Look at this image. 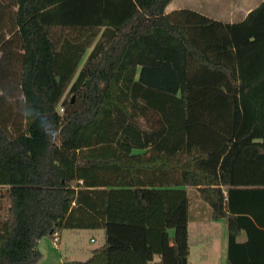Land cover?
I'll list each match as a JSON object with an SVG mask.
<instances>
[{"label":"trees","instance_id":"trees-1","mask_svg":"<svg viewBox=\"0 0 264 264\" xmlns=\"http://www.w3.org/2000/svg\"><path fill=\"white\" fill-rule=\"evenodd\" d=\"M172 1L0 0V264L65 230L105 232L68 264H189L187 188L227 264L264 255V0L236 23Z\"/></svg>","mask_w":264,"mask_h":264},{"label":"rangeland","instance_id":"rangeland-1","mask_svg":"<svg viewBox=\"0 0 264 264\" xmlns=\"http://www.w3.org/2000/svg\"><path fill=\"white\" fill-rule=\"evenodd\" d=\"M217 0H173L172 5L181 4L182 7H204L209 9L210 12L217 14L216 16L223 18L225 21H237L242 18L245 11H247L254 4L250 3L251 1L247 0H219V3H216ZM241 7V10L239 9ZM199 8V7H198ZM210 13V14H213ZM215 14H213L215 16ZM18 94V93H17ZM73 96H69L72 98ZM59 111L62 112L63 109L59 108ZM191 200H192V209L194 216L200 213L203 218L209 220L211 218V209L208 205L204 204L195 189L190 192ZM9 206V200L4 198L2 200V205L0 207V216H4L7 212ZM196 227V225H193ZM192 227V225H190ZM210 224L207 225V231L209 236H207L208 241H202L200 244L198 240L200 239L198 229L194 230V228H190L191 230V241L193 242V258L191 264H224L223 260L218 257V241H216L217 232H212L210 229ZM219 231L222 230V226H218ZM65 237H68L69 248H72V253H75L77 258L81 260H86L91 253V251L99 246H101L104 242L103 233L98 231H80L76 234H71L66 232ZM94 238L95 242H91V239ZM52 240L49 237H44L39 245H41V250H46L48 253V257L51 261H56L59 257L58 249H55L51 245ZM42 254V253H41ZM208 255L207 257H205Z\"/></svg>","mask_w":264,"mask_h":264},{"label":"crops","instance_id":"crops-1","mask_svg":"<svg viewBox=\"0 0 264 264\" xmlns=\"http://www.w3.org/2000/svg\"><path fill=\"white\" fill-rule=\"evenodd\" d=\"M247 1H251L250 3L254 4L252 7H250L247 11H245L244 15L242 16L241 19L237 20V21H225L223 20V18L221 17H217L215 13L210 12L209 9H206L204 7H195V6H189V7H182L181 4H177V5H172V2L169 4V6L166 9V13L170 14L173 13L175 11H179L182 9H188V10H192L198 13H201L205 16H207L209 19L214 20V21H218V22H222V23H236V22H240L242 21L246 15L253 9H255L256 7H258L260 5V3L263 0H247ZM216 3H219V0H217ZM241 10V7L239 8ZM215 14V16L213 14ZM82 67V65H81ZM194 188H187V192L190 198V206H189V222H188V232H189V264L192 263V258H193V242L191 241V230L190 228H194V230L198 229L199 232V236L200 239L198 240L199 244L202 241H208V237L210 233H208L209 231H207V225L210 224V229L212 230V232H217V236H219L218 238H216V241H218V245H219V249H218V257H220L224 264H227V258H228V230H227V224L225 220H218L215 221L212 219V216L210 218V222L209 220L203 218V216L198 213L197 215L194 216L193 214V209H192V200H191V196H190V192L191 190H193ZM201 200V199H200ZM202 201V200H201ZM204 204H206L204 201H202ZM207 205V204H206ZM211 212V211H210ZM190 225H192V227H190ZM193 225H196V227H194ZM218 226H222V230L219 231ZM209 229V228H208ZM209 229V230H210ZM80 231H98L103 233V240L105 242V232L103 230H65L61 233L60 235V243H59V247L58 249V253H59V257L58 259L55 261H51L50 258L48 257V251L46 252V250H41L40 247L41 245H38V249L39 251L42 253V257L41 260L39 261V264H68L70 262L73 261H86L87 259H89L92 255V250L91 253L89 254V256H87L88 258H86V260H81L79 258H77V256L75 255V253H72L71 251L73 250L72 248H69V244H68V237H65V233H71V234H76L77 232ZM248 239L247 233L245 231H243L238 237H237V242L238 243H245ZM52 240V239H51ZM96 240H94V238L91 239V242H95ZM104 242L102 245H104ZM40 243V242H39ZM101 245V246H102ZM99 246V247H101ZM97 247V248H99ZM96 249V248H95ZM260 249V254H258V256H251L249 253L244 254L242 256H240V263L242 264H250L252 262L257 263V264H263V259H264V255H263V250ZM205 257H207L208 259V255H206ZM160 257L159 256H155V261H159Z\"/></svg>","mask_w":264,"mask_h":264},{"label":"built area","instance_id":"built-area-1","mask_svg":"<svg viewBox=\"0 0 264 264\" xmlns=\"http://www.w3.org/2000/svg\"><path fill=\"white\" fill-rule=\"evenodd\" d=\"M59 243H60V234L56 231L54 232L53 236H52V247L57 249L59 247Z\"/></svg>","mask_w":264,"mask_h":264}]
</instances>
